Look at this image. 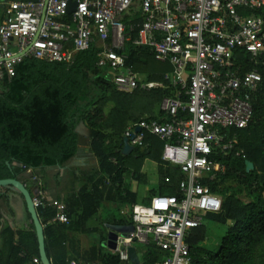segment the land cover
I'll use <instances>...</instances> for the list:
<instances>
[{
	"label": "built area",
	"instance_id": "2783aa9c",
	"mask_svg": "<svg viewBox=\"0 0 264 264\" xmlns=\"http://www.w3.org/2000/svg\"><path fill=\"white\" fill-rule=\"evenodd\" d=\"M131 41L171 64L169 84L143 79L127 64ZM92 45L119 90L170 88L165 114L131 122L124 137L134 149L148 134L159 137L163 160L184 175L176 193L133 205L135 228L119 234L114 252L132 264L131 247L152 246L162 251L155 264H191L189 238L223 206L204 179L224 172L217 156L235 148L232 130L250 124L264 85V0H0V88L27 57L72 63ZM33 201L54 206V221L69 222L63 201L40 192Z\"/></svg>",
	"mask_w": 264,
	"mask_h": 264
},
{
	"label": "trees",
	"instance_id": "16d2710c",
	"mask_svg": "<svg viewBox=\"0 0 264 264\" xmlns=\"http://www.w3.org/2000/svg\"><path fill=\"white\" fill-rule=\"evenodd\" d=\"M136 22L138 25L139 20ZM138 31L136 26L133 40ZM126 50L127 64L135 72L147 75L150 81L165 82V75L172 68L170 63L157 60L149 48L132 41ZM97 52L92 45L78 52L72 63L27 57L17 65L14 76H6L1 83L0 179L16 178L26 184L33 196L44 193L67 205L68 223L54 221L57 210L52 205L37 208L52 264H68L73 255L79 256L74 233H96L99 227L92 226L95 218L106 229L107 238L106 223L132 224L138 191L126 185L127 175L131 173L133 183L146 184V159L161 168L157 193H176L184 177L180 167L163 160L164 141L155 135L148 134L144 145L136 146L129 155L123 153L127 126L146 116L156 118L157 112L164 115L160 105L170 88L119 90L110 71L98 65ZM253 107L250 124L232 130L237 136L235 148L217 156L224 172L204 179L212 192L223 198L222 210L210 213L207 219L225 229L219 243L213 245L209 244L206 225L193 231L189 238L191 264H264V85L254 95ZM81 123L90 130L98 165L72 168L75 185H68L62 196L50 197L46 191L47 174L43 178H26L25 174L45 167H62L72 161L81 143L77 131ZM248 161L254 164L249 172ZM228 180L238 183L234 191L221 188ZM11 192L23 197L14 186L0 185V264H28L34 257L41 261L36 228L25 200L31 225L19 229L15 226L17 213ZM243 192L251 198L250 202L239 197ZM113 206L118 215L103 214ZM161 252L148 247L143 264H155ZM91 257L99 264H121L119 254L103 245L94 246Z\"/></svg>",
	"mask_w": 264,
	"mask_h": 264
},
{
	"label": "rangeland",
	"instance_id": "374dc122",
	"mask_svg": "<svg viewBox=\"0 0 264 264\" xmlns=\"http://www.w3.org/2000/svg\"><path fill=\"white\" fill-rule=\"evenodd\" d=\"M142 78L147 79V76L142 77ZM83 124L78 128V132L80 133V136H81L80 142L84 146L83 148H81V152L79 153V156H81V158L86 157L87 159L84 160L83 165H77L76 167L81 166L82 168H92L96 166L97 160L93 156L94 154L91 149L90 130L87 128L85 123ZM71 169L72 168L67 167L66 169H62L59 171H56V169H49L46 171V168H40V169H37L35 172L28 171L27 175L25 174V176L26 178H36V177L40 178L45 173L48 176H50V180L48 181V186L52 190H56L58 187L57 183H62V184L68 183V185H71L70 182L72 181V178H73L70 172ZM143 172L148 176V182L146 184H137L135 182L133 183L131 179V176H132L131 173L127 175L126 185L129 188H134L138 191V197H137L138 203H142L144 199L145 200L149 199L150 195H152L158 190L159 173L161 172V168L158 163H155V161L153 162V160L147 159L144 163ZM56 173L63 175L64 179H62V182H59L56 179L57 178L55 177ZM237 186H238V183L236 181L228 180L227 182L224 183V185L221 186V188L229 187L231 191H234L237 188ZM239 197L245 202L251 201V198L245 192H243L242 194H239ZM11 198H12L13 206L17 213V218L15 220V226L18 229L19 228H29L31 225V220H29L27 217V212L25 209L23 197L17 193L11 192ZM108 212H113V213H116L117 215L119 214L118 209L114 206L111 209L107 208L106 212L103 211V214L105 215V213H108ZM124 215L126 217L129 216V214L126 211H124ZM94 221H97V219L95 218ZM94 221H92V224ZM205 225L208 229L209 244L210 245L218 244L223 235L225 227L213 221H207ZM98 227L99 228L96 233H91V234L74 233V237L76 238L78 242V251L80 254L79 256L73 255L70 261L74 260L77 262H81L82 264H97V262H95L96 260L92 259L91 257L92 250L94 246L103 245L104 243L103 239L107 240L106 239L107 238L106 229L100 223ZM2 245H3L2 239L0 238V248L3 247ZM136 249H138L139 262L141 264L142 261L144 260L146 248L144 246H139Z\"/></svg>",
	"mask_w": 264,
	"mask_h": 264
},
{
	"label": "water",
	"instance_id": "95a60500",
	"mask_svg": "<svg viewBox=\"0 0 264 264\" xmlns=\"http://www.w3.org/2000/svg\"><path fill=\"white\" fill-rule=\"evenodd\" d=\"M140 129L138 128L137 131ZM134 150V147L129 143L128 138H124V148L123 153L125 155H129ZM254 168V164L250 161L247 162V171H251ZM0 185H12L17 188L21 194L23 195V199L26 202L27 209L31 214L32 221L35 225L38 242H39V250L42 264H52L47 251H46V237L44 226L39 217L37 208L34 205L33 195L30 190L27 188L26 184L16 178H5L0 179ZM105 226L108 228V238L106 242L103 244L111 250H115L117 248V239L119 234L126 235L134 230V225H118V224H109L106 223ZM130 257L132 259L133 264H140L139 256L136 247H131L129 249Z\"/></svg>",
	"mask_w": 264,
	"mask_h": 264
},
{
	"label": "crops",
	"instance_id": "0c3cea01",
	"mask_svg": "<svg viewBox=\"0 0 264 264\" xmlns=\"http://www.w3.org/2000/svg\"><path fill=\"white\" fill-rule=\"evenodd\" d=\"M170 66H171V64H170ZM172 67V66H171ZM171 70H172V68H171ZM170 70V71H171ZM170 71H168V72H170ZM167 72V73H168ZM140 76L141 77H145V76H147V75H145V74H141L140 73ZM152 82H156V81H152ZM158 88H162V87H158ZM161 105H162V103H161ZM160 105V106H161ZM156 111H158V110H156ZM156 115H159L158 114V112L156 113ZM83 123H81L80 125H79V127L82 125ZM83 126H84V124H83ZM78 127V128H79ZM84 128V127H83ZM77 131H78V129H77ZM84 146L80 143V147H79V151H78V155H76L75 157H74V159H72V161H70L67 165H65V166H62V167H45L46 168V171L47 170H49V169H56V171H59V170H62V169H66L67 167H70V168H73V167H76L77 165H83V163H84V160L85 159H87L86 157L85 158H81V156H79V153L81 152V148H83ZM92 149V148H91ZM93 151V150H92ZM86 153H88V152H86ZM93 154H94V152H93ZM95 158H96V156H95V154L93 155ZM96 160H97V158H96ZM147 160V159H146ZM154 162V161H153ZM156 163V162H155ZM98 165V161H97V163H96V166ZM79 168H82L81 166H78ZM95 167V166H94ZM70 172H71V174H72V177H73V172H72V169L70 170ZM45 174V173H44ZM44 174L42 175V176H44ZM46 175V174H45ZM55 177H57L56 179L59 181V182H62V179H64L63 178V175H61V174H59V173H56V175H55ZM43 178V177H42ZM50 180V176H48L47 175V181H46V183H47V193H48V196H50V197H58V196H62V195H64L65 193L64 192H67V186H68V183L67 184H62V183H57L58 184V187H57V189L56 190H52L49 186H48V181ZM73 180H75L74 178H72V181L70 182V186L71 187H73L75 184H74V182H73ZM64 181V180H63ZM159 183V182H158ZM67 185V186H66ZM171 188V187H170ZM159 187H158V190L155 192V193H153L152 195H154V194H156L157 192H159ZM165 193H169V190H167V191H165ZM152 195H150V197L152 196ZM149 197V198H150ZM95 220V219H94ZM93 220V221H94ZM99 223H100V221L99 220H97V221H94L93 222V224H92V226L93 227H98V225H99ZM104 246V245H103ZM105 248H107L106 246H104ZM147 250V249H146ZM137 252H138V249H137ZM70 261V260H69ZM98 261V260H97ZM77 262V261H76ZM145 261L143 260L142 261V263H144ZM79 264H82L81 262H78ZM28 264H36L32 259L28 262ZM97 264H99V263H97Z\"/></svg>",
	"mask_w": 264,
	"mask_h": 264
},
{
	"label": "bare ground",
	"instance_id": "6f19581e",
	"mask_svg": "<svg viewBox=\"0 0 264 264\" xmlns=\"http://www.w3.org/2000/svg\"><path fill=\"white\" fill-rule=\"evenodd\" d=\"M109 75V74H108ZM112 78V77H111ZM117 88V87H116Z\"/></svg>",
	"mask_w": 264,
	"mask_h": 264
}]
</instances>
